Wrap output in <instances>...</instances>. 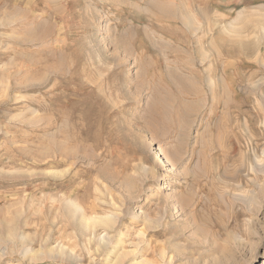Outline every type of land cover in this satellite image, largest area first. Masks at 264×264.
I'll use <instances>...</instances> for the list:
<instances>
[{"label":"rangeland","instance_id":"1","mask_svg":"<svg viewBox=\"0 0 264 264\" xmlns=\"http://www.w3.org/2000/svg\"><path fill=\"white\" fill-rule=\"evenodd\" d=\"M263 261L264 0H0V264Z\"/></svg>","mask_w":264,"mask_h":264},{"label":"bare ground","instance_id":"2","mask_svg":"<svg viewBox=\"0 0 264 264\" xmlns=\"http://www.w3.org/2000/svg\"><path fill=\"white\" fill-rule=\"evenodd\" d=\"M153 6V5H152ZM169 6V5H168ZM159 12V11H158ZM142 75V74H141ZM140 77V76H139ZM172 101V100H171ZM189 103V102H188ZM190 104V103H189ZM77 205V204H76ZM74 206H75V204H74ZM77 208V207H76ZM86 222V221H85ZM99 222V221H98ZM97 222V223H98ZM96 223V224H97ZM99 224V223H98ZM101 224V223H100ZM86 225H88V224H86ZM106 226H108V225H106ZM147 263V262H146ZM135 264H145V263H141V262H137V263H135ZM263 264H264V261H263Z\"/></svg>","mask_w":264,"mask_h":264}]
</instances>
